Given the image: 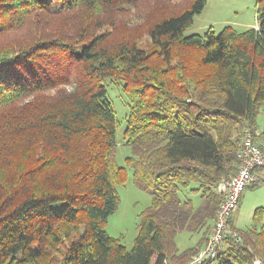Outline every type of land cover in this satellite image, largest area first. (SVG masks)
<instances>
[{"label":"trees","instance_id":"trees-1","mask_svg":"<svg viewBox=\"0 0 264 264\" xmlns=\"http://www.w3.org/2000/svg\"><path fill=\"white\" fill-rule=\"evenodd\" d=\"M206 1L0 0V264H185L204 247L243 139L264 144V0L255 28L186 36ZM127 171L152 197L130 249L105 230ZM252 219L204 264H264V208ZM178 231L201 236L178 253Z\"/></svg>","mask_w":264,"mask_h":264},{"label":"rangeland","instance_id":"rangeland-1","mask_svg":"<svg viewBox=\"0 0 264 264\" xmlns=\"http://www.w3.org/2000/svg\"><path fill=\"white\" fill-rule=\"evenodd\" d=\"M174 1L176 2L178 0ZM256 1L257 0H207L205 9L200 14L194 16L193 24L187 29L185 35L203 34L209 27L216 33L220 32L223 27L235 28L238 31L254 28L256 23ZM111 86L112 85L108 86V96L111 97L114 108L117 110L118 119L122 121V115L124 113V109L121 107L122 102L121 99L116 98V90V93H111V90H114ZM257 129L259 133L264 132V106L257 117ZM117 135L120 140L121 135L118 132ZM117 147L115 160L119 166H123L124 158L129 156L130 149L120 144L117 145ZM127 172L128 177L125 184L117 187L119 204L115 213L107 219L105 230L109 236L121 238L126 249H130L137 236V222L139 216L150 205L152 197L148 192L133 185L132 173L130 171ZM242 193L238 208L233 214L234 220L232 221L233 229L238 231L251 226L253 220L252 215L255 209L264 208V184L246 188ZM187 195L193 199L195 207L199 206L200 199L198 196H194L191 193ZM63 205L64 204L61 202L53 204L52 209L54 211L59 210ZM233 232L237 234L236 231ZM200 236V234L196 233L178 231L175 237V245L177 246L178 253L195 247Z\"/></svg>","mask_w":264,"mask_h":264},{"label":"built area","instance_id":"built-area-1","mask_svg":"<svg viewBox=\"0 0 264 264\" xmlns=\"http://www.w3.org/2000/svg\"><path fill=\"white\" fill-rule=\"evenodd\" d=\"M243 144L237 152L239 170L229 179H222L217 184L216 191L222 196L219 209L216 212L215 222L204 247L192 256V259L185 264H204L207 261L215 260L221 243L226 237L238 240L235 232L230 230V222L234 212L238 208L243 190L252 182L256 181L255 170L264 167V144L256 145L247 134ZM253 264H262L255 259Z\"/></svg>","mask_w":264,"mask_h":264},{"label":"crops","instance_id":"crops-1","mask_svg":"<svg viewBox=\"0 0 264 264\" xmlns=\"http://www.w3.org/2000/svg\"><path fill=\"white\" fill-rule=\"evenodd\" d=\"M255 27H256V26H255ZM255 27H254V28H255ZM258 134H260V133L258 132ZM233 216H234V215H233ZM233 216H232V221L234 220V219H233Z\"/></svg>","mask_w":264,"mask_h":264}]
</instances>
